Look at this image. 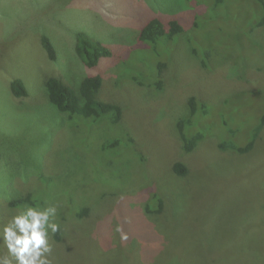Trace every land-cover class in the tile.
Segmentation results:
<instances>
[{"label":"rangeland","instance_id":"rangeland-1","mask_svg":"<svg viewBox=\"0 0 264 264\" xmlns=\"http://www.w3.org/2000/svg\"><path fill=\"white\" fill-rule=\"evenodd\" d=\"M130 1L133 11L126 0H0V227L25 206L12 209L9 203L30 194V206L36 201L56 207L53 222L64 232L59 241L50 235L51 264H88L93 238L103 237L95 236L100 227L113 239L107 264H129L134 254L129 245H136L140 260L144 247L151 245V261L163 245L158 240L164 239L169 250L163 248L160 255L170 257L150 264H264V128L247 154L225 153L213 138L187 154L174 126L191 96L215 106L237 98L246 120L264 114V26L239 38L248 21L242 29L248 2L235 3L229 17L201 25L207 40L203 50L213 54L206 68L189 53L188 39L194 45L204 41L192 28L168 48L131 50L117 67L118 56L112 53L126 52L125 40H132L136 31L131 25L137 15H146L147 3L159 13L179 9L173 0ZM40 25L55 49V61L47 57L40 33L30 31ZM24 29L30 32L19 36ZM66 29L102 39L112 54L95 72L105 78L99 98L121 107L122 124L132 139L121 155L102 152L92 143L123 132L109 116L97 126L85 125L78 141L80 133L64 129L47 101L46 77L75 87L91 72L74 55ZM158 63L167 64L161 90L147 87L157 81ZM113 70L121 79L118 86ZM129 77L138 84L127 83ZM13 78L25 83L27 98L11 93ZM139 156L145 160L144 179L155 183L165 202L159 217L147 216L143 209L148 191L136 182L142 174ZM92 160L121 168L124 178L109 177L117 169L104 168L101 177L92 179L82 170L84 163L90 169L87 162ZM176 163L186 167L185 176L174 171ZM83 207L90 213L79 219ZM132 217L140 219V237L127 243L122 233L135 224ZM146 234L156 241L146 244Z\"/></svg>","mask_w":264,"mask_h":264},{"label":"trees","instance_id":"trees-1","mask_svg":"<svg viewBox=\"0 0 264 264\" xmlns=\"http://www.w3.org/2000/svg\"><path fill=\"white\" fill-rule=\"evenodd\" d=\"M178 4L179 9L175 10L173 13H162L155 12L151 9V6L147 3L146 5V15L140 14L136 16L134 24L131 27H135L136 31L133 35L132 40H125L127 44L126 52L122 51V54L112 53L117 55L116 66L121 65L125 57H129L131 50L143 47V48H154L156 46L167 47L175 41L180 42L183 34L188 29H193L196 34H199L202 40L196 45L192 44L188 39L189 44L192 49L190 55H193L202 64L203 68H206L208 58L213 57L207 49L203 50V43L207 42L206 38L201 35V25L207 23L217 17H229L230 10L235 3H239L242 6L244 1L248 3L244 4L245 7L248 6V13L245 14L246 20L241 24L245 28L241 30L239 38H244L250 35L256 28H261L264 26V0H173ZM125 4L129 7V10L133 11L134 6L130 0H126ZM149 9V10H148ZM149 12V13H148ZM43 13H40V16ZM241 23V22H240ZM42 25L33 26L30 31L35 33H40L41 45L49 59L52 61L56 59L55 49L52 46L51 40L48 36L43 34ZM20 31V30H19ZM18 31V32H19ZM29 30H23L19 35H25ZM67 33L71 35L73 40V53L82 62V64L91 72L87 75L77 86H71L66 84L61 79L57 77H46L43 81V89L47 101L58 113L57 117L62 118L64 122V129L70 130L71 133H80L76 138L79 141L84 138L81 133L85 125H96L99 122L107 121V117H110V121L113 124H119L120 128L123 129L118 131L116 134L107 140H100L96 138L93 141L94 147L98 146L99 150L102 152H107V150H114L113 154L121 155L123 150V145L132 146V139L128 135V132L124 125L122 124L121 114L122 109L119 105L115 103H110L103 101L99 98L103 84L105 83L104 76H102L101 71H96L102 60L110 59L112 54L110 53L108 47L103 43L102 39L93 38L92 35L83 33L81 31H68ZM18 36V37H19ZM17 37V38H18ZM16 38V39H17ZM157 49V47H156ZM200 49L203 53H200ZM171 52V50H170ZM232 56L226 57L228 60ZM118 67V66H117ZM167 67L166 63H158L157 67V81L153 86L148 85L147 87L154 89H163V79L162 72ZM127 68V67H126ZM115 70V69H114ZM113 70L115 76L113 78L114 85L118 86L121 82L119 75ZM105 72V71H103ZM127 83L135 82V77H129L126 80ZM138 84V83H137ZM140 85V84H139ZM10 91L15 98L25 99L28 96V91L21 79L13 78L9 84ZM142 87V86H141ZM51 107V108H52ZM52 108V109H53ZM53 109V110H54ZM240 104L239 99L231 98L227 99L224 104L215 106L207 103L204 100L197 99L193 96L188 98L186 102L185 111L179 115L175 122V129L180 135V139L183 144L184 152L187 154L192 153L197 150L199 146L202 145L206 140L211 138L217 140L218 147L221 151L225 153H231L234 155H244L252 152L255 148L256 138L259 136L260 132L264 128V114L262 113L256 120L251 118L245 119L240 116ZM262 112H264V104L262 105ZM26 113V112H24ZM39 111L34 113V116L39 115ZM36 118H32L35 120ZM40 125H42L40 123ZM51 133L54 128L46 127ZM72 135V134H71ZM76 136V135H74ZM243 137V138H241ZM71 145V143H70ZM73 150V149H72ZM133 159V158H132ZM140 169L142 174L140 179H136L138 187L146 192L145 204L143 206L144 212L147 216L159 217L165 212V202L162 196L158 193L156 185L154 182H146V176H144V157L139 156L138 158ZM85 164V163H84ZM83 164V169H87L91 175L92 179L97 180L102 174L104 168H116L117 170L110 174L111 176H116L118 179H123L124 174L121 168L108 166L105 163H101L97 160H92L87 162L90 167L85 168ZM252 166L249 164V167ZM131 169V166H129ZM174 171L179 175H186L187 170L183 164L176 163L173 167ZM136 178V177H135ZM54 187L53 184L49 186V190ZM46 193V192H45ZM264 200V199H263ZM30 205V194L12 201L9 203L10 208L23 207L24 205ZM37 202L34 201L33 206H36ZM42 207V206H41ZM90 211L88 209L81 208L80 213L77 215L79 219L86 217ZM140 219L141 217L138 216ZM132 217L129 220H133L135 224L130 228L124 229L122 233L123 240L127 243L133 241L134 238L139 236V229L141 224L137 223L139 218ZM128 218V217H127ZM139 219V220H140ZM101 221V216L98 218L97 224ZM147 224L148 221L146 220ZM146 224V225H147ZM100 226V225H99ZM103 227H100V231H96L95 237L93 238L95 244L93 248L89 251V261L88 264H107L109 260L108 251L112 246V237H109ZM147 228V226H146ZM111 233V231L109 230ZM98 233V234H97ZM53 236L55 241H59L64 232L59 229L55 234H50ZM140 237V236H139ZM170 238L175 239V236L170 233ZM151 238L146 234V239L144 242L146 244L154 243ZM163 245L158 251H154L151 261H149L148 254L152 252L150 249L151 245H146L144 247V256L140 260L139 255L136 254V245H129L130 252L134 250L132 260L129 259V264H150L154 259H166L170 257L169 255H160L163 248L169 250V245H165L164 240H158ZM97 242V243H96ZM119 264L123 262L119 261Z\"/></svg>","mask_w":264,"mask_h":264},{"label":"clouds","instance_id":"clouds-1","mask_svg":"<svg viewBox=\"0 0 264 264\" xmlns=\"http://www.w3.org/2000/svg\"><path fill=\"white\" fill-rule=\"evenodd\" d=\"M56 214L50 203L17 209L0 227V264H51L50 234L60 229L59 223L53 222Z\"/></svg>","mask_w":264,"mask_h":264}]
</instances>
